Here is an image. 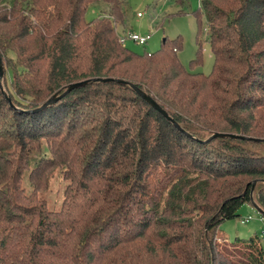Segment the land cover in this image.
<instances>
[{
	"label": "trees",
	"instance_id": "trees-1",
	"mask_svg": "<svg viewBox=\"0 0 264 264\" xmlns=\"http://www.w3.org/2000/svg\"><path fill=\"white\" fill-rule=\"evenodd\" d=\"M125 1L0 0V264H264L258 236L220 231L245 204L264 213V0H199L208 75L182 65L180 37L120 44ZM94 79L133 85L179 129L116 82L39 110Z\"/></svg>",
	"mask_w": 264,
	"mask_h": 264
},
{
	"label": "rangeland",
	"instance_id": "rangeland-1",
	"mask_svg": "<svg viewBox=\"0 0 264 264\" xmlns=\"http://www.w3.org/2000/svg\"><path fill=\"white\" fill-rule=\"evenodd\" d=\"M127 12L126 29L145 36L151 35L150 40L144 46H138L130 41L125 43V48L136 54L144 52L152 54L160 49L161 41L166 38L174 40L180 37L182 49L178 52V58L182 65L193 72L210 74L213 58L205 32V16L199 9V0H126ZM100 8L89 6L85 14V20L91 21L98 16ZM142 17L137 18L136 14ZM125 29V31H126ZM121 27L119 25L118 32ZM200 33V34H199ZM122 34V33H121ZM200 52L201 63L191 67V61ZM48 190L40 197L44 199L50 210H58L63 199L65 182L59 170H55L48 183ZM238 218L228 220L220 225V231L227 242L236 239L245 240L251 236H258L264 249V216L251 204H245L237 211ZM251 217L248 223L242 220Z\"/></svg>",
	"mask_w": 264,
	"mask_h": 264
},
{
	"label": "water",
	"instance_id": "water-1",
	"mask_svg": "<svg viewBox=\"0 0 264 264\" xmlns=\"http://www.w3.org/2000/svg\"><path fill=\"white\" fill-rule=\"evenodd\" d=\"M3 76V68H2V64L0 61V83H1V79ZM109 83V82H116L119 84H125L128 85L135 93H137L146 103H148L153 109H155L159 114H161L166 120H168L174 127L178 128L177 124L167 116V114L161 110V108L147 95H145L144 93H142L141 91H139L138 89H136L133 85L128 84L126 82L123 81H119V80H112V79H94V80H87V81H82V82H77V83H73L68 85L65 90L60 94V95H54L53 97H51L48 101H46L43 106L39 109H43L51 104H53L54 102H56L57 100H59L61 97H63L64 95L68 94L70 91L77 89L79 87L88 85V84H92V83ZM5 95V94H4ZM6 96V95H5ZM7 101H9V98H7ZM214 138H229V139H243V140H254L255 139H250V138H245V137H241V136H236V135H231V134H219V133H215L213 135H211L205 142L210 141ZM255 185V182H253V187ZM252 206L258 211L260 212L263 216L264 213L254 204L252 203Z\"/></svg>",
	"mask_w": 264,
	"mask_h": 264
},
{
	"label": "built area",
	"instance_id": "built-area-1",
	"mask_svg": "<svg viewBox=\"0 0 264 264\" xmlns=\"http://www.w3.org/2000/svg\"><path fill=\"white\" fill-rule=\"evenodd\" d=\"M137 18H141L142 14L137 13L136 14ZM151 35L148 33L145 36L142 35H137L131 31H126L125 33H122L121 36L119 37V43L124 45L127 41L132 42L135 45L138 46H144L147 44V42L150 40ZM251 220V217H248L247 219H244L241 221V223H248ZM263 238H264V232L262 233Z\"/></svg>",
	"mask_w": 264,
	"mask_h": 264
}]
</instances>
